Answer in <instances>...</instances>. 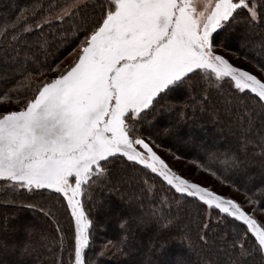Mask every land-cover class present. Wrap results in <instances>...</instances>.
Returning <instances> with one entry per match:
<instances>
[{
    "label": "snow or ice",
    "instance_id": "1",
    "mask_svg": "<svg viewBox=\"0 0 264 264\" xmlns=\"http://www.w3.org/2000/svg\"><path fill=\"white\" fill-rule=\"evenodd\" d=\"M56 8L57 21L79 16L73 33L79 41L75 60L63 69H49L55 75L39 72L44 79L35 82L23 103L17 100L18 107L5 103L12 100L9 93L0 95V182L12 192L48 194L47 204L26 205L46 217L49 231L40 233L41 246L50 252L54 246L67 251L68 264H89L86 250L96 222L88 205L97 210L103 205L95 191L132 187L139 166L180 199L165 196L157 202L155 185L142 178L140 195L129 197V211L121 218L124 235L116 247L122 254L127 255L124 247L132 224L155 221L166 232L180 221L172 215L173 205L179 213L185 204L195 202L203 209L198 220L190 221L196 225L195 243L215 255L205 264H264V220L256 215L257 209L264 212V201L252 199L256 193L246 190V202L254 205L248 211L237 199L186 178L154 150L139 127L169 94L187 88L198 93L196 102L204 105L214 88L221 100L216 111L236 116L240 144L220 162L226 170L246 168L241 155L259 149L264 168V66L257 75L216 51L218 37L238 19L248 29L264 26V0H65ZM37 9L43 10V5H33V19L40 14ZM27 11L22 9L14 22L0 28V36L9 35V26L13 39L17 32L31 31ZM42 23L50 26L51 21L34 24L41 32ZM25 78L31 82L32 74ZM218 159L209 153L211 162ZM225 183L240 190L230 179ZM256 191L264 195V184ZM145 196L151 197L147 209ZM133 199L138 210L131 206ZM61 214H66L67 228ZM185 229L178 240L192 249V230L188 225ZM33 231L24 227L29 237ZM166 244L161 238L159 249ZM0 250H8L2 240ZM23 251H28L27 244ZM56 264H65L62 255ZM176 264L186 261L181 257Z\"/></svg>",
    "mask_w": 264,
    "mask_h": 264
},
{
    "label": "trees",
    "instance_id": "2",
    "mask_svg": "<svg viewBox=\"0 0 264 264\" xmlns=\"http://www.w3.org/2000/svg\"><path fill=\"white\" fill-rule=\"evenodd\" d=\"M64 2L65 0H0V28L14 22L16 17L21 14L22 9H28L27 12H24V16L28 17V24L33 25L31 31L15 33L16 39H13L10 26L8 28L9 35L6 38L0 36V84L1 82L3 83L0 86V95L9 93L12 97V102L19 100L21 101L20 103H23L32 94L35 82L44 79V75H39V72L52 76L51 73L53 72L49 71V69L58 67L66 52L79 50V41L73 35L75 23L79 22V16L76 17L75 21L66 20L61 22L50 20V26L48 23H42V32L34 27L35 23L55 16L58 12L56 5H63ZM36 4H42L43 10L37 9L40 14L33 19L31 9ZM244 30H247V32L244 33ZM237 33L244 35L243 41L245 44L253 46L255 51L259 53L245 52V50L236 47L231 48L228 41L232 40L234 42L238 38L235 36ZM36 34L41 36L39 41H30L29 37ZM221 44L223 47L220 46ZM217 46L233 49V51H236L234 53L256 67L264 66V26L248 29L245 26V21L238 19L224 35L218 37ZM17 52L19 56L16 55ZM75 58L76 56L71 62ZM71 62L62 66L61 69L68 66ZM21 65L24 67L23 71L20 70ZM29 73L32 74L31 82L25 78ZM187 92H189L191 98L186 96ZM180 95H182L181 98ZM197 96L198 93L194 94L187 88L169 94L168 97L160 101L155 110L144 117L139 126L140 134L149 137L156 144L176 152L179 156L188 159L189 162L196 164L202 170L211 174L215 172V176L222 183L232 186V184L225 183L226 179H230L239 186V191L246 196V190H248L256 193L252 199L264 201V195L256 191L259 186L264 184V168L261 167L262 158L259 154V149L250 150L246 155H241V159L248 165L246 168L226 170L220 161L224 159L225 154L240 148L239 132L235 123L236 116L232 115L229 117L222 109L216 111L217 108H220L221 100L214 88L211 90L207 104L197 103ZM249 104L251 106L252 101H249ZM165 111H169L171 116L167 117L164 113ZM180 113H185L184 115L188 116V119L181 121ZM210 115H212L213 120ZM156 119L161 120V122L159 120L160 123L158 125L155 121ZM149 120L152 121L149 122ZM167 121L169 126L165 125ZM173 121L175 122L173 123ZM165 126L169 128L167 129ZM166 130L176 133L175 135L180 140L194 142L195 140L210 138L215 143V147L204 142L201 146L204 151L201 154L193 152L195 150L193 146V151L180 150L177 148L178 146L175 148L169 143L168 136L171 131L167 132ZM188 145L190 146V144ZM190 149L192 148L190 147ZM209 153H215L219 159L211 162ZM128 163L131 164V162ZM209 168L211 171L206 170ZM136 171L137 177L136 180L132 181V187H125L119 192L121 200L116 197V192L110 193L107 189H97L95 191L96 200L102 201L103 205L99 206L98 210L93 208L92 205H88L96 222L92 245L86 250L89 264H147L149 261L151 264H176L177 260H172L176 255H179V258L182 257L186 264H205L206 260L214 259V250L212 252L206 249L202 250L203 246L195 243L197 239L196 225L195 223H190V221L198 220L199 214L203 212V209H199L195 202L185 204L179 213H177L175 205H173L172 215H178L180 221L166 232L162 233L155 221H150L143 225L132 224L128 245L124 247V252L127 255L122 254L117 249L116 245L124 235L120 226L121 218L126 217L129 211V197L140 194L142 186L140 181L142 178L147 179L149 184L155 185L154 195L157 202L165 196L171 199H180V194L174 193V190L172 192L168 191V186L155 174L150 173L149 170L140 171L138 166ZM128 172H133V169L128 168ZM47 196V193L44 196H40L24 190L12 192L4 189L2 182H0V200L11 198L25 203L16 205L18 212L12 210V206L7 204H5L6 206L3 210H0V240L8 245L6 252L0 250V261H6L9 264H56L58 257L62 255L65 264H68L67 251L61 252L58 246H54L50 252L47 248L41 246L43 242L40 240V233L49 231L46 217L39 210L26 206L35 203L47 204ZM188 200L192 201V198H188ZM130 203L132 208L138 210V203L135 199L131 200ZM150 203L151 197L145 196L146 209ZM262 213L264 215V212ZM206 219L207 217L205 216ZM61 222L67 228L66 214H61ZM182 223L183 226H181ZM212 224L214 227L217 224L215 215L212 217ZM185 225H188L192 230L190 233L191 239L195 244L192 249L186 247V242L182 244L178 240L181 233L186 230ZM25 226H31L35 229L30 237L24 232ZM161 238L167 239V244L163 250L159 249ZM109 241L112 243L109 244ZM22 242L23 244L28 243L27 252L21 250ZM153 245L156 247H153ZM101 252H103L102 255ZM142 254L146 256L141 259L140 256ZM12 255L15 256V259L11 257Z\"/></svg>",
    "mask_w": 264,
    "mask_h": 264
},
{
    "label": "rangeland",
    "instance_id": "3",
    "mask_svg": "<svg viewBox=\"0 0 264 264\" xmlns=\"http://www.w3.org/2000/svg\"><path fill=\"white\" fill-rule=\"evenodd\" d=\"M54 17L55 16L49 17L48 20H56V19H54ZM0 24H1V21H0ZM245 32H247V30H244V33ZM241 33L240 34L237 33V35H235L239 39L237 38L234 42L232 40L231 41H228L229 42V45L231 46V48L232 47H236L238 49L245 50V52L252 51V52H255V54L259 53V52H256L255 51V48L253 46H249V45L245 44V42L243 41V36L244 35L242 36ZM39 37H41L40 34H38V36L36 34V35H34L32 37H29V40L30 41H33V42L36 41V40L39 41ZM216 51L219 52L220 54H223L234 65H236L238 67H241V68H244V69H247V70H250V71H253L257 75H259V67H256L255 65L251 64L250 62H248L245 59H243L240 56H238L236 53H234L236 51H233V49L230 50V49H225V48H221V47H218L217 46ZM77 52L78 51H68V52H66L64 54V56L62 58V61L60 62V64H59L58 67L61 68L65 64H68L69 62H71V60H73V58L77 55ZM51 75H55V73L53 72V73H51ZM2 85H3V83L1 82L0 86H2ZM187 94H186V96L189 97V98H191L189 92H187ZM181 97H182V95H180V98ZM19 102H21V101H19ZM5 103L8 104V106H10L12 108L18 107L17 101H13V102L11 101V102H5ZM2 106L3 105H0V107H2ZM164 113H165V115L167 117H170L171 116V114L169 113V111H165ZM185 113H180L181 114L180 115L181 121H185L186 119H188V116L186 117V115H184ZM210 117L213 120L212 115H210ZM159 120L160 119H156L155 120L156 123H157V125L161 122V120H160V122H159ZM151 121L152 120H149V122H151ZM174 122L175 121H173V123ZM165 125L166 126L167 125L169 126V122L167 121V123H165ZM166 128L168 129L169 127H166ZM166 128H164V129H166ZM166 131L169 132L171 130H169V131L166 130ZM169 133H170V135L168 136L169 137L168 138L169 139L168 141H170L169 143L172 146H174L175 148L178 146L177 148L180 149V150L182 149V150H191V151H193L194 148H195V150L193 152H195L197 154H201L204 151L203 149H201L202 143L206 142L207 144H210L211 146H214L215 145V143L210 138H205V139H202V140H195L194 142H192V141H189V140L188 141L187 140H180L175 135L176 133H174L172 131L169 132ZM143 136L146 139H150L149 137H147L145 135H143ZM150 141L153 142L151 139H150ZM188 144H190V146ZM153 147H154V150L157 151V153L169 163V165L173 168V170L177 171L181 175H184L186 178H189V179H191L193 181L199 182V183H201V184H203L205 186H208V187L212 188L213 190L219 192L220 194H223V195H226V196H230V197H233V198L237 199L239 202H241L244 205V207L246 208V210L252 211L254 205L248 204L246 202V195L244 193H242L241 191H237L236 188L222 183L215 175H213L211 173H208V172L202 170L196 164H193V163L189 162L188 159L182 158L176 152H174V151H172V150H170L168 148L163 147L162 145H158L155 142H153ZM190 147L192 149H190ZM115 195H116L117 198L120 199L121 194L119 192H116ZM115 195H114V197H115ZM139 195H140L139 193L138 194H135V196H139ZM109 200H111V199H109ZM5 204L11 205L12 206V210H15V211L18 212L19 210H18V208H16V205H21V204H25V203L23 201L17 200V199H11V198L2 199V200H0V210H3V208L6 206ZM256 215L260 219L264 220V215H263V213L259 209H257ZM181 226H183V223L181 224ZM26 244L28 245V243H26ZM24 245H25V243L23 244V242H22V244L20 246L21 247V250H23V246ZM144 256H146V255L145 254H142L140 256V258L142 259V257H144ZM11 257L13 259H15V256L14 255H12ZM177 258H179V255H176V257L174 259H172V260L175 261V260H177Z\"/></svg>",
    "mask_w": 264,
    "mask_h": 264
}]
</instances>
